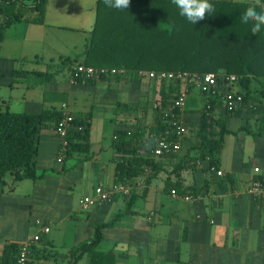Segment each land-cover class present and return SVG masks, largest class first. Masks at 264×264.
<instances>
[{
  "label": "crops",
  "instance_id": "1",
  "mask_svg": "<svg viewBox=\"0 0 264 264\" xmlns=\"http://www.w3.org/2000/svg\"><path fill=\"white\" fill-rule=\"evenodd\" d=\"M27 18L9 26L0 44V106L39 114L59 111L65 104L74 117L90 118V148L58 162L61 141L48 124L38 134L35 169L41 178L15 182L6 174L0 179V264H12L5 260L8 245L19 248L42 225L50 231L33 247L30 264H89V254L75 259L71 252L92 240L97 225L115 216L120 217L101 231L96 248L113 251L114 264H264V198L250 193L253 181L264 183L261 85L251 88L257 103L253 113L226 116L221 103L215 107L214 117H224L230 132L217 155L218 169L199 159L195 149L199 142L194 130L206 97L192 86L178 114L187 128L179 152L155 157L153 129L159 120L165 122L171 107L169 103L163 107L168 89L161 83L124 70L89 84L73 83L68 68L62 80L54 74L43 82L34 74L48 72L55 60H83L96 19V0H48L41 22L34 13ZM14 70L24 73L16 77ZM176 90L174 94L179 87ZM117 133L124 141L119 150ZM148 160L153 163L144 167V174L128 181L133 187L128 196L81 210L82 198L98 186L114 184L118 162ZM186 195L191 199L185 200Z\"/></svg>",
  "mask_w": 264,
  "mask_h": 264
},
{
  "label": "trees",
  "instance_id": "2",
  "mask_svg": "<svg viewBox=\"0 0 264 264\" xmlns=\"http://www.w3.org/2000/svg\"><path fill=\"white\" fill-rule=\"evenodd\" d=\"M48 0H33L28 6L22 0H0V44L6 29L20 21H26L28 14L34 13L41 22ZM216 12L196 24L189 23L179 15V10L171 0H130L127 10L107 7L103 0H96V19L83 54V60L65 59L61 64L68 68L70 75L75 64L93 68L118 69L126 72H171L202 76L215 73L235 76L228 91L243 96L244 106L235 111H225L226 116L239 117L243 112L253 113L257 103L252 98V85L259 83L264 91V31L257 35L250 32V25L241 23L244 9L255 3H238L232 0H212ZM36 18V19H37ZM14 70L13 76L23 74ZM34 73V72H33ZM43 82L51 81L53 74L35 72ZM1 79V74H0ZM135 79V78H133ZM80 83V82H78ZM94 83V82H88ZM168 89L163 107L171 104L179 84L162 82ZM240 87V90H234ZM206 105L202 110L199 125L194 130L199 145V159L208 160L209 165L218 169L217 155L224 144L225 135L230 132L225 127L224 117L215 118L213 111L221 103L222 95H204ZM177 113L178 111H173ZM61 118L60 111L43 110L39 114L15 113L0 106V179L11 174L15 182L25 179L35 181V164L38 155V134L46 125L53 129ZM73 125L82 130H72L68 137V151L86 153L89 151L90 118L74 117ZM166 122L158 121L153 129V137L163 133ZM128 135L125 132L124 136ZM117 149L123 148L122 133L116 134ZM122 151V150H121ZM123 153H126V151ZM121 161L116 164L114 183L130 181L144 174V167L152 165ZM188 193V192H187ZM120 216L110 222L97 225L90 242L82 243L72 252L78 259L89 254V264H114V252H98L102 240V230L111 228ZM19 248L10 244L6 248L5 260L15 264Z\"/></svg>",
  "mask_w": 264,
  "mask_h": 264
},
{
  "label": "built area",
  "instance_id": "3",
  "mask_svg": "<svg viewBox=\"0 0 264 264\" xmlns=\"http://www.w3.org/2000/svg\"><path fill=\"white\" fill-rule=\"evenodd\" d=\"M123 73V70L93 68L82 64H75L72 68L70 78L73 83L80 82L86 84L88 82L100 81L103 78L116 77ZM140 75H147L151 80L162 83H178L179 90L174 95L171 101V107L168 113L165 114L166 128L163 133L154 136L153 155L155 157H163L168 154L177 153L181 148L180 141L187 133L186 126L182 123L179 112L182 110L185 99L189 93V88L197 87L202 95H222L221 104L227 111H235L244 106L243 96L234 94L228 91L226 86L236 80V77L224 76L215 73H207L202 76L192 75L188 73H171V72H139ZM220 88H225V91H220ZM178 111L177 113L173 111ZM61 118L56 123L54 131L56 136L61 141L60 150L57 161L62 162L68 151L67 137L72 130L81 131V127L73 125L74 116L69 111L67 105L62 104L60 107ZM257 171V169H255ZM218 176H222L221 171H216ZM132 185L125 181L123 183H114L110 187L98 186L89 196H85L80 201L82 211H88L98 208L99 206L112 201L116 196H128L132 191ZM250 193L258 198H264V183L260 180H255L251 184ZM173 196L176 195L174 190L171 191ZM185 200H190L191 196H184ZM40 225V222H36ZM49 228L41 226L40 232L33 235L30 239L24 242L18 251L15 264H30V255L33 247L40 242L42 234H48Z\"/></svg>",
  "mask_w": 264,
  "mask_h": 264
},
{
  "label": "clouds",
  "instance_id": "4",
  "mask_svg": "<svg viewBox=\"0 0 264 264\" xmlns=\"http://www.w3.org/2000/svg\"><path fill=\"white\" fill-rule=\"evenodd\" d=\"M104 4L113 9L127 10L130 7V0H103ZM244 3L245 0H237ZM260 0H256L259 4ZM171 3L179 10V15L189 23L196 24L206 17L213 15L216 8L212 0H171ZM241 23L250 25V32L257 35L264 31V11H258L255 6L249 5L241 15Z\"/></svg>",
  "mask_w": 264,
  "mask_h": 264
},
{
  "label": "rangeland",
  "instance_id": "5",
  "mask_svg": "<svg viewBox=\"0 0 264 264\" xmlns=\"http://www.w3.org/2000/svg\"><path fill=\"white\" fill-rule=\"evenodd\" d=\"M49 67V73L50 74H59L60 76L61 75H63L64 73H66L67 72V68H65L61 63H58V61H54V62H52V63H50V65L48 66ZM58 76V78L59 79H61L62 80V78H63V76ZM57 78V77H56ZM33 79H35V78H32L31 80H33ZM58 79V80H59ZM159 83V82H158ZM41 85V84H40ZM121 209H123V208H121ZM110 221V220H109Z\"/></svg>",
  "mask_w": 264,
  "mask_h": 264
}]
</instances>
